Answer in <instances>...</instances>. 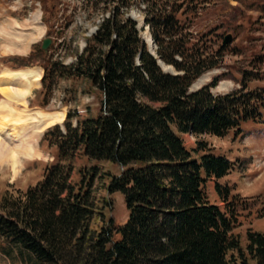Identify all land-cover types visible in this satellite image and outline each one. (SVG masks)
Returning a JSON list of instances; mask_svg holds the SVG:
<instances>
[{"label": "trees", "instance_id": "trees-1", "mask_svg": "<svg viewBox=\"0 0 264 264\" xmlns=\"http://www.w3.org/2000/svg\"><path fill=\"white\" fill-rule=\"evenodd\" d=\"M83 2L87 11L101 2L112 6L73 62L48 57L42 85L50 93L58 78L82 80L99 104L84 116L69 110L62 127L44 132L41 140L54 148V159L34 185L2 196L0 253L11 254L15 246L24 264H264V232L247 231L245 245L232 232L237 207L247 204L220 181L233 161L204 141L188 148L182 139L186 133L222 137L239 131L242 121L262 120L264 86L245 81L255 71L243 69L240 87L225 93L211 91L224 73L190 91L203 73L220 67L227 50L217 25L193 35L187 18L198 15L199 0ZM135 4L143 5L156 56L177 73L163 71L149 51L129 15ZM43 54L38 47L23 60ZM77 157L88 164L73 180ZM210 179L222 207L208 199ZM100 184L109 194H123V225L108 218L93 226L103 216L101 203L111 204L99 198Z\"/></svg>", "mask_w": 264, "mask_h": 264}, {"label": "rangeland", "instance_id": "rangeland-1", "mask_svg": "<svg viewBox=\"0 0 264 264\" xmlns=\"http://www.w3.org/2000/svg\"><path fill=\"white\" fill-rule=\"evenodd\" d=\"M202 6L196 17L187 18L191 25L193 35L207 31L211 26L217 25L222 34L223 41L226 34H231L232 39L225 44L227 50L218 68L205 72L190 86V91L196 90L208 83L213 76L224 73L218 84L211 88L215 94L225 93L240 87L243 69H251L253 72L250 80H245L248 87L264 86V61L258 62L260 55L264 56V9L260 3L264 0H199ZM110 3H100L94 11H87L83 0H0V25L4 21H16L20 25L33 20L39 12L42 20L46 22L48 32L34 41L30 49L33 54L37 48H41V39L50 37L51 43L40 58L39 55L33 59L35 67L27 68L38 70L47 65L48 57L52 56L63 64H69L75 60L77 52H81L85 46V38L95 29V25L101 19V13L107 11ZM143 7L135 4L129 10V15L138 22V28L142 32L144 28V17L141 13ZM51 12V13H50ZM34 14V15H33ZM51 14V15H50ZM107 14V13H106ZM33 15V16H32ZM32 16V17H31ZM15 19V20H14ZM40 19L35 24L43 26ZM33 25V23H31ZM46 28V27H45ZM21 31V30H19ZM143 36V35H142ZM144 37V36H143ZM7 42L0 40V69L3 67H14L4 53H16L7 50ZM155 50V49H154ZM28 51V52H29ZM27 54V53H26ZM25 54H17L24 56ZM163 70L177 73L171 65L163 64ZM39 66V67H37ZM21 69L17 71L27 70ZM13 71L5 69L3 71ZM42 71V70H41ZM259 71V73H258ZM0 72V73H1ZM202 77V78H201ZM258 77V78H256ZM4 97L0 94V102ZM30 109H42L49 112L66 109L84 116L95 113L99 104V98L92 89L82 80L71 78H58L54 81L52 91L45 93L41 83L34 88L27 98ZM19 108H23L19 105ZM62 127V125H60ZM43 134V133H42ZM38 141L41 152L39 157L24 159L22 173L14 177L10 168H0V200L6 193L16 195L18 191L25 190L41 179L45 166L53 161L55 150L46 142ZM184 144L188 148L196 146L197 141H204L216 153L226 155L234 163L233 170L220 181L228 183L233 189V194L247 201L242 208L237 207L238 222L233 234L240 240L242 245L246 243L247 231L264 232V118L262 120H245L240 124V130H230L225 136L217 137L210 134L193 135L186 133L182 135ZM73 180L79 177L78 170L87 166L88 162L83 157L74 160ZM102 167L112 172H118V166L109 162H102ZM107 180L96 183H107ZM214 180L206 183V193L211 203L220 207L224 204L217 195L214 188ZM100 184L99 198H107L110 205L101 203L103 216H98L92 221L94 227H99L108 218H113L118 225H123L128 217L124 196L121 192L109 194ZM0 244L5 245L0 238ZM11 245H8V247ZM0 264H24L18 256V249L14 246L11 254L0 253Z\"/></svg>", "mask_w": 264, "mask_h": 264}, {"label": "bare ground", "instance_id": "bare-ground-1", "mask_svg": "<svg viewBox=\"0 0 264 264\" xmlns=\"http://www.w3.org/2000/svg\"><path fill=\"white\" fill-rule=\"evenodd\" d=\"M38 20L39 14H36L30 23L22 25L16 21L2 22L0 40L8 43L7 50L26 53L30 45L44 33L45 28L35 24ZM142 35L150 44L147 27ZM151 50L154 52L152 45ZM41 75L42 71L37 68L0 73V94L4 97L0 102V168L9 167L14 177L22 173L24 159L41 155L38 141L42 132L47 127L62 122L66 114V109L49 112L28 107L27 98L39 85ZM19 105L23 108H19Z\"/></svg>", "mask_w": 264, "mask_h": 264}, {"label": "water", "instance_id": "water-1", "mask_svg": "<svg viewBox=\"0 0 264 264\" xmlns=\"http://www.w3.org/2000/svg\"><path fill=\"white\" fill-rule=\"evenodd\" d=\"M231 39H232L231 34H226V36L223 39V44L229 43L231 41ZM149 40H150L149 49H151V45L154 46V43H153L152 38H151L150 35H149ZM50 41H51L50 38L43 39L42 48L43 49H47L48 45L50 44ZM158 63H159L160 66L163 64V62L160 59H158Z\"/></svg>", "mask_w": 264, "mask_h": 264}]
</instances>
